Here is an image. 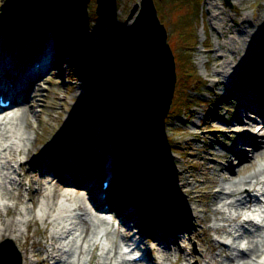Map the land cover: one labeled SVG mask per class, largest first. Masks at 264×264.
<instances>
[{
	"label": "rangeland",
	"instance_id": "rangeland-1",
	"mask_svg": "<svg viewBox=\"0 0 264 264\" xmlns=\"http://www.w3.org/2000/svg\"><path fill=\"white\" fill-rule=\"evenodd\" d=\"M153 1L160 22L165 26L167 42L176 56L180 76L162 130L157 131L152 128L154 121L150 116L133 107L113 103L110 93L104 92L106 77L93 79V89H90L92 83L87 82L91 74L104 73L100 55L120 41L125 27L131 23L125 24L129 11L134 4H140V0H115L103 17L95 13V0H0V52L8 50L12 61L24 70L20 84L23 94L29 95L34 104L26 119L30 122L27 128L21 117L24 103L13 111L14 122L1 125L0 119V229L2 220L16 222L11 238L0 233V243L11 241L21 258V252L26 253L29 264H42L38 261L50 251L51 237H54L52 245L58 250L55 264H88L89 246L101 237V218L90 208L84 185L78 194L84 198L86 207L75 209L78 203L74 197L75 187L64 184L63 191L70 196L66 200L57 199L53 209L48 211L52 206L50 184H43V192L37 194L31 190L36 186L26 180L19 193L18 212L12 211L13 197L17 193L14 189L22 173L19 172L20 160L28 152L39 158L65 147L88 148L91 154L84 159L87 164L54 163L58 175L75 167L80 169L74 171L81 177L79 173L84 168L89 171L94 168L96 172L97 166L104 165L106 170L97 178L96 187L103 177L112 179V193L117 202L112 206L125 209L131 220L124 224L129 226L128 234L140 237L143 243H139L138 249L150 255L151 263L143 264H230L240 253L254 264L264 253V155L256 158L253 167L239 168L243 160L238 150L250 156L252 147L251 142H247L244 149L237 145L250 137L243 129L236 132L228 127L237 117L242 119L245 128L249 126V119L257 129L263 127L258 115L250 110L245 117L242 111H237L235 103L247 104L246 97L237 92L239 88L250 85L256 88V81L238 82V78L264 67H250L235 76V82L234 77L229 78V72L240 58L245 56L244 62L248 61L249 54L246 56L242 51L253 45L254 39L264 37V0ZM238 19L246 23L234 26L233 20ZM190 27L194 42L184 44L182 30L186 29L188 34ZM229 27L248 34H225ZM41 31L54 32L55 38L51 41L47 33V37L37 40ZM46 38L49 39L43 42ZM6 45L8 48L4 49ZM40 45L55 49L54 66L35 77L27 71L33 48ZM256 49L264 57V48ZM216 55H223L218 65L214 64ZM183 61H187L192 75L187 81ZM262 102L261 106L264 100ZM162 133L166 139L158 144L157 137ZM61 135H67L71 143L62 142ZM147 137L152 141L146 144ZM125 141L131 149L136 147L133 149L135 161L139 162L136 169L128 166L125 170L127 159L132 157V150ZM30 142H33L32 148ZM223 154L231 158L230 165ZM165 157L167 168L163 165ZM258 170L260 175L252 177ZM229 173L232 179L223 180ZM54 175L46 172L45 177L55 179ZM252 178L258 181L254 191L248 189L247 183L236 187L240 195L226 197L228 188ZM135 183L139 184L138 189ZM219 187L222 190L219 191ZM214 192L220 197L215 199ZM253 194L258 200L251 198ZM30 209L35 211L36 220L26 223ZM46 212L50 213L52 224L41 221L40 216ZM107 217L108 225L121 223L117 214L108 212ZM83 220L95 228L90 243L82 242L78 236ZM159 231L170 233L168 239L174 237L173 243H165L168 248H164ZM246 234L254 236L253 241L258 243V251L252 255L247 251ZM101 245L95 249L97 257L92 259V264H125L122 263V240L117 252L109 238H104Z\"/></svg>",
	"mask_w": 264,
	"mask_h": 264
},
{
	"label": "bare ground",
	"instance_id": "bare-ground-1",
	"mask_svg": "<svg viewBox=\"0 0 264 264\" xmlns=\"http://www.w3.org/2000/svg\"><path fill=\"white\" fill-rule=\"evenodd\" d=\"M234 22V26L236 27H241V25H244L246 23L245 20L241 19V20H233ZM45 31H41L39 35H37V40L40 37H47V33L51 36V41L53 38L52 34H50V32H46ZM232 32H236L239 34H242L243 36H246L248 34V32L242 31L241 29H238L237 31H235V29L231 30V28H227L225 31L226 33H232ZM254 36V35H253ZM49 38L43 39L45 41H47ZM8 45V44H7ZM7 45L5 47H3L4 49H7ZM248 46V45H246ZM256 47H263L264 48V37L261 39H254L253 40V45H249L247 48H245L242 52L248 57L249 60L244 62L245 56L241 59L238 60V62L236 63L235 67L233 69H231V71L229 73H231V76H229V78H233V81L235 82V79L237 77V75L240 73H244V71H246L247 69H249L250 67H254V66H263L264 67V57L260 56V51L256 49ZM6 53L7 58L9 59L8 62L11 63V56L7 51H4ZM248 53V54H246ZM223 59V55H216L214 58V64L218 65V61ZM43 60H48L46 64H48V68L52 69V67L54 66V60H53V55L49 56L48 54L45 55V57L43 58ZM241 60H243V62L239 63ZM248 62V63H247ZM242 69V70H241ZM264 69V68H263ZM13 71L17 70V67H13L12 69ZM241 70V71H240ZM11 72L9 73L11 77H15L16 72ZM249 73V71L247 72ZM42 74V73H41ZM244 75V74H243ZM18 76L19 73H18ZM40 74L37 76L35 75V77H39ZM236 76V77H235ZM6 78V77H5ZM18 79V77H16ZM242 78V79H240ZM238 78V82L239 81H246V80H253L256 81V88L253 85L250 86H244L243 88H239L237 90L238 93H242V95L244 97H246L247 99V104H242V102H236L235 103V108L237 109V111H242V115H247V112L252 110V112L258 113L261 117H262V125L263 127H260L259 129H257V125L252 124L251 120L249 119V123L247 126V128L243 127L241 124L242 119L240 117H237L235 119V122L233 125L228 124V127L232 130H235L236 132H239L241 129H243V132H246V134L250 137V139H242L241 143L237 145V148H241L244 149V147L247 145V142H251L250 146L252 147V151L250 152V156L245 155L244 154V150H238L237 154L239 156V158L241 160H243V162L240 164L239 168H248V167H253L256 161V158L264 155V111L262 110V101L264 100V70H259V71H252L250 74H246L242 77ZM16 79V80H17ZM258 82V83H257ZM219 84V81L216 82V84ZM241 83V82H240ZM13 85L15 86V88H22L20 82L17 80V82H14ZM35 85L37 86H41L40 84H38V82H35ZM236 87V86H235ZM255 88V89H254ZM15 92V91H14ZM18 93L20 95H22L17 101L15 98H18L17 95H15V93H7V96L11 97V100L14 101L16 103V106L19 107V109L21 108V105H23L22 103H24L26 106L25 108L21 109V117H24V128H27L30 126V122H26V119L28 118L31 109L34 108V104H32L30 102V98L29 95H25L23 94V90L20 89L18 91ZM17 94V93H16ZM25 100H28L26 102H24ZM240 101V100H239ZM16 107V108H17ZM236 111V112H237ZM241 115V116H242ZM0 116H1V110H0ZM14 113L12 115V117H10V119H8V123L7 124H11L12 122H14L13 119H15ZM246 117V116H245ZM4 121V119H2ZM1 121V122H3ZM252 126V129L250 128ZM1 127V125H0ZM84 133V132H83ZM85 134H88V132H85ZM61 139L62 142L65 143H71V139L68 138L67 135H61ZM254 141V142H253ZM32 144L33 142L29 143V147L32 148ZM260 147L262 148V151L260 152ZM10 151H12L10 149ZM45 151H47V149L45 148ZM22 151H19V154H21ZM88 154H91L90 149L88 148H83V147H74L69 149V147H65L64 149H60L57 152L51 153H45L44 155L40 156L39 158L35 157V156H31L30 152H28L23 159L20 160L19 162V172L22 171V173H19L20 179H19V185H17L18 187L16 188V190L14 189L16 193L15 197H13V201H14V205L12 207V211L13 213H17V204L18 202H21V196H20V192L22 190V184L24 181H28V183L33 186H36V189H31L33 190V193H37V194H41L43 192V189L45 188L43 186V184H50L51 186V202H52V206L48 207V211H50L51 209H53V204L54 202L57 201V199L61 198L66 200L68 198V196H70V194L66 193L63 191V187H65L64 184H68L69 186H71L70 188L73 189V187H75L76 192L74 193V197H76L77 202L76 203V210H79L81 206L86 207L85 205V201L84 198L82 197V195H79L78 193L80 192V189L82 188V185L85 186V189L88 191L89 195H92L91 197L89 196V200H90V204L91 206L93 205V207L95 208H99L100 206L104 205L105 207H108L109 209H111V211L109 210L108 212L112 213V214H117L118 218H120V222L118 223V225H115L111 222L110 225H108V222L105 223L103 219H101L100 222H102L101 225H103L102 229L98 228L99 226H97L96 230L100 229V233H101V237H100V241L104 240V238H109V240L113 243L114 245V251H116V249L118 248V244L119 241L122 240V243L124 245V247H128L133 246V245H137L136 246V251L138 250V244L143 243L140 237H134V236H130L128 234V228L129 226L124 225L127 222H131L130 220V216L127 215L125 209L121 208V207H113L112 206V191H113V181L111 178H109V184L105 189H102V185H100V187H98V189L96 188V183H97V178L101 175H104V170H106L104 168V165H100V167H96L97 170H95L96 172H93L94 168H90L91 171L89 170H84L82 172H80L79 174L81 175V177L76 174V171H80V169H76L75 167L73 168H68V172H64L61 173L60 175H58L57 171L55 170V168L53 167L54 163H60V162H71V163H75L74 164H87V162L84 160ZM213 158L215 157L213 154L209 153ZM223 157L225 159L228 158L227 154H223ZM82 159V160H81ZM72 160V161H71ZM231 158L227 159V165L231 164ZM95 168V169H96ZM76 170V171H74ZM46 172H52L54 173V177L55 179H48L46 176ZM261 171H254L253 174L251 175L252 177L257 178L260 175ZM223 180H231L232 179V175L229 173V175H227L226 177L222 178ZM246 179L240 181L237 185H233L230 188H228V193H226V197H234L236 195H240L241 192H239V188H236L237 186H242L244 187L247 183L250 182L247 181ZM234 183V182H233ZM232 184V183H231ZM43 186V187H42ZM235 186V189H234ZM66 188V187H65ZM84 188V187H83ZM222 190L221 187H219V191ZM99 194L101 196H103V199H100L99 197H96V194ZM215 193V192H214ZM222 195H224V193H222ZM217 197H220V195L217 193H215V199ZM224 197V196H223ZM221 201V200H220ZM36 202V206H38V200L35 201ZM59 202V201H58ZM223 202V206H226V204ZM232 204V203H229ZM228 205V204H227ZM56 210V209H55ZM28 211V210H27ZM115 211V212H114ZM217 212V211H214ZM247 212V211H246ZM38 215V214H37ZM41 221L44 224H52V220L50 217V213L46 212L44 213L42 216H40ZM100 219V218H99ZM238 219V218H236ZM36 220V213L33 209H30L29 211V219L26 220V223H29L30 221L35 222ZM105 223V224H103ZM2 227L0 229V233L4 234V236L6 238L10 237L12 235V233L15 230V225L16 222L13 219L10 220H2L1 221ZM30 225V224H29ZM142 227V226H140ZM127 228V229H126ZM79 233L78 236L82 239V242H88L90 243V241H92L91 237L93 236L92 233L94 232L95 228H93L89 223H87L86 221L83 220L81 226L79 227ZM160 230V229H159ZM138 232H140V230L138 229ZM137 232V233H138ZM125 233V234H124ZM159 238L163 241V246L164 248H168V246H165V243H173L172 241L175 240L174 237H171L170 239H168V237L170 236V233H166V232H160L159 231ZM95 237V236H94ZM246 239L249 240V244H248V249L247 251L252 255L254 254L256 251H258V243L253 241V237L251 235L246 234ZM11 238V237H10ZM13 239V238H12ZM54 237L50 238L51 241V249L50 251H46L45 252V257L44 258H40V260L38 262H42V264H55L57 258H58V250L55 249V246L52 245V241H53ZM102 239V240H101ZM168 239V240H167ZM15 240V239H14ZM170 240V242H168ZM98 244H97V243ZM99 242L97 239H94V241L90 244L89 248H91L90 250V262L92 263V259L95 258V254H94V250L99 247ZM240 243V242H239ZM161 246V245H160ZM240 246V244H239ZM134 247V246H133ZM132 247V248H133ZM178 247V246H177ZM222 247V246H221ZM117 252V251H116ZM142 254V257L140 258V260L138 262H134L131 260L126 259V257H128V253H126V255H124V260L122 261V263L125 264H143L144 262H150V255L148 253H145L144 251H140ZM22 254V264H29L28 259L26 257V253L24 251L21 252ZM195 258V257H194ZM155 259V258H154ZM196 259V258H195ZM153 260V258H152ZM235 262V263H234ZM230 264H252L247 258L245 254H238L237 258H232L231 261H229ZM257 261H255L254 264H256ZM30 264H34V263H30Z\"/></svg>",
	"mask_w": 264,
	"mask_h": 264
},
{
	"label": "water",
	"instance_id": "water-1",
	"mask_svg": "<svg viewBox=\"0 0 264 264\" xmlns=\"http://www.w3.org/2000/svg\"><path fill=\"white\" fill-rule=\"evenodd\" d=\"M86 2V1H85ZM96 14L108 13L115 0H95ZM121 40L100 56L108 89L121 107L132 106L160 127L169 110L176 82L175 63L153 0L129 11ZM9 243V246L6 245ZM11 241L0 244V264H21Z\"/></svg>",
	"mask_w": 264,
	"mask_h": 264
},
{
	"label": "trees",
	"instance_id": "trees-1",
	"mask_svg": "<svg viewBox=\"0 0 264 264\" xmlns=\"http://www.w3.org/2000/svg\"><path fill=\"white\" fill-rule=\"evenodd\" d=\"M193 28L192 27H190L188 30H189V33L187 34V32H185L186 31V29H184V30H182L183 32L181 33V35L182 36H185V38L183 37L182 38V42L184 43V44H187V43H189V44H191V43H193L194 42V36H193V30H192ZM185 32V33H184ZM184 33V34H183ZM176 62H177V60H176ZM178 63V62H177ZM183 63H185L184 64V67H185V72L186 73H183V74H185L186 75V79H184V80H189L191 77H192V75H191V71L189 70V65H188V63H187V61L186 62H184L183 61ZM179 79H180V76H179ZM179 84H180V80H179ZM152 128L155 130V131H157V130H162V128H157L156 126H155V124H152ZM152 134V133H151ZM153 135V134H152ZM154 136H156V135H154ZM161 137H157V142H158V144L159 143H162V142H164V140L166 139V135L164 134V133H162L161 135H160ZM152 140L149 138V137H147L146 138V144L147 143H150ZM126 143V142H125ZM127 144V147L129 148V149H131L130 147H129V142H127L126 143ZM125 144V145H126ZM123 147H125V146H123ZM133 149H134V147H133ZM133 149H131L132 150V157H129L128 155L129 154H131V153H129V154H126L127 155V157H129L130 159H127V157H126V159L128 160V161H126L127 162V167H125V170H127L128 169V166L129 167H131V168H133V169H136L137 168V166H138V164H139V162H136L135 161V154H136V152H135V150H133ZM166 160H167V158L165 157L164 158V160H163V165H165V163H166ZM134 186L136 187V188H139V184L138 183H135L134 184Z\"/></svg>",
	"mask_w": 264,
	"mask_h": 264
}]
</instances>
